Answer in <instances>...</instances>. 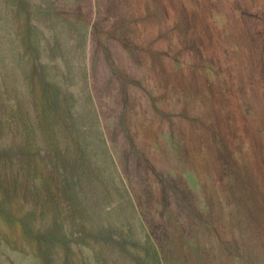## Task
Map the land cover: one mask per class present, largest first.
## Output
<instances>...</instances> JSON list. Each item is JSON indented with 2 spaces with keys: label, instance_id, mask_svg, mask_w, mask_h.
<instances>
[{
  "label": "rangeland",
  "instance_id": "1",
  "mask_svg": "<svg viewBox=\"0 0 264 264\" xmlns=\"http://www.w3.org/2000/svg\"><path fill=\"white\" fill-rule=\"evenodd\" d=\"M0 264H264V0H0Z\"/></svg>",
  "mask_w": 264,
  "mask_h": 264
}]
</instances>
